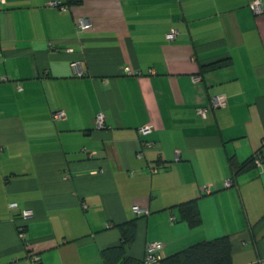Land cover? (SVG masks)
<instances>
[{
	"label": "crops",
	"instance_id": "1",
	"mask_svg": "<svg viewBox=\"0 0 264 264\" xmlns=\"http://www.w3.org/2000/svg\"><path fill=\"white\" fill-rule=\"evenodd\" d=\"M67 1L0 4V264H106L134 219L140 261L150 242L163 258L222 236L235 264L264 261V158L232 167L264 157V13L253 0ZM193 199L197 227L179 211Z\"/></svg>",
	"mask_w": 264,
	"mask_h": 264
},
{
	"label": "trees",
	"instance_id": "2",
	"mask_svg": "<svg viewBox=\"0 0 264 264\" xmlns=\"http://www.w3.org/2000/svg\"><path fill=\"white\" fill-rule=\"evenodd\" d=\"M81 0H68L70 5L78 4ZM264 149V146H263ZM262 149L256 152L244 164L232 162L235 172L244 169L258 168L255 161L258 156L263 160ZM181 218L192 227H197L202 222L198 199H193L179 205ZM121 242L119 246L106 250L104 254L106 264H146L145 260L135 259L127 254V249L134 244L137 236V219L120 226ZM264 262V261H263ZM159 264H235L233 260V248L228 236L218 237L209 241H203L187 247L173 255L163 257ZM155 263V264H158ZM264 264V263H263Z\"/></svg>",
	"mask_w": 264,
	"mask_h": 264
},
{
	"label": "built area",
	"instance_id": "3",
	"mask_svg": "<svg viewBox=\"0 0 264 264\" xmlns=\"http://www.w3.org/2000/svg\"><path fill=\"white\" fill-rule=\"evenodd\" d=\"M5 3V0H0V4H3ZM52 6H58L62 9H65L64 6H62L60 3L58 2H52L51 3ZM250 7L251 9L253 10V12L256 14V15H261L264 13V5H263V1L262 0H253L251 1L250 3ZM92 26V24L88 21V20H84V19H81L79 22H78V27L80 30L84 31V30H88L90 29ZM176 32H171L170 34L167 35V38L169 40H174L175 37H176ZM73 67L75 69V71L77 72L78 75H83V71L80 70L79 68V65L77 63H74L73 64ZM198 80V79H197ZM227 105V101H226V97L225 96H218V97H215L213 100H212V107L213 108H219V107H225ZM201 114H204L206 111L205 110H201L200 111ZM67 117V114L64 110H59V111H56L54 114H53V118L55 121H61V120H64L65 118ZM103 122H104V116L103 115H100L97 117V125L99 127H102L103 125ZM152 126H145L143 128H141L139 130L140 134L142 135H148L150 133H152ZM147 147L149 148H154L155 147V144L153 142H147ZM264 146V145H263ZM262 159L260 156H258L256 158V165L259 167L262 165ZM226 186H232V181L229 180L227 183H226ZM208 192V191H207ZM17 206L16 203H13L11 204V207L12 208H15ZM135 212L140 214L142 212L141 208L136 206L134 208ZM24 216L28 219L30 216H31V211L30 210H26L24 212ZM172 220H174V218H172ZM24 227L21 228V234L20 236L22 238L25 237V234H24ZM164 247V244L162 242H150L147 246V249H146V255H145V262L146 264H155V263H158L162 257H161V254H160V250ZM33 262L34 263H39L40 262V257L39 256H33ZM264 262L263 261H259L257 262V264H263Z\"/></svg>",
	"mask_w": 264,
	"mask_h": 264
}]
</instances>
